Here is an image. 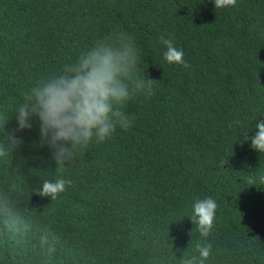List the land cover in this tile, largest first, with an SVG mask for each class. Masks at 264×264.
Returning <instances> with one entry per match:
<instances>
[{
  "label": "trees",
  "instance_id": "1",
  "mask_svg": "<svg viewBox=\"0 0 264 264\" xmlns=\"http://www.w3.org/2000/svg\"><path fill=\"white\" fill-rule=\"evenodd\" d=\"M114 32L135 41L134 76L152 79V94L125 104L130 128L57 165L38 118L17 131L14 114L32 87ZM161 37L189 67L166 62ZM3 117L23 143L0 157V193L30 227L0 217V264H181L202 240L204 264H264V154L245 140L264 119V0H0ZM58 178L72 184L56 200L34 192ZM208 197L217 209L203 238L189 217Z\"/></svg>",
  "mask_w": 264,
  "mask_h": 264
},
{
  "label": "clouds",
  "instance_id": "2",
  "mask_svg": "<svg viewBox=\"0 0 264 264\" xmlns=\"http://www.w3.org/2000/svg\"><path fill=\"white\" fill-rule=\"evenodd\" d=\"M215 9L235 6L236 0H213ZM167 46L164 59L169 64L189 67L183 59L184 53L177 49L172 40L164 39ZM139 59L138 49L133 38L125 33L114 32L99 40L91 48L82 51L76 60L63 67L59 74L52 75L32 87L24 98V103L15 112L17 131L31 129L33 118H38L39 145L47 146L57 165L72 162L77 152L85 151L95 139L103 142L116 127L127 130L132 126L131 119L122 110L132 96L142 90L152 94V79H136L134 72ZM9 119L0 118V129L7 135V147L0 145V157L8 151L18 149L23 140L6 130ZM258 131L245 140H251V147L264 154V119L259 120ZM264 185V176H260ZM254 185L253 180L249 181ZM72 184L71 180L58 178L44 180L34 192L40 197H50L54 201ZM217 204L211 197L197 199L192 204L189 217L200 236L207 238L214 226ZM0 217L11 230L30 227L14 211V203L7 194L0 193ZM192 233V231H191ZM190 233V235H191ZM48 229L40 235V244L49 253L55 251L53 236ZM179 251V249H177ZM198 255L185 258L181 264H204L211 255V244L202 240L196 244Z\"/></svg>",
  "mask_w": 264,
  "mask_h": 264
}]
</instances>
